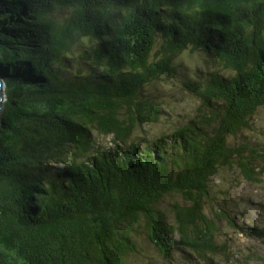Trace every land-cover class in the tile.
<instances>
[{"label":"trees","instance_id":"16d2710c","mask_svg":"<svg viewBox=\"0 0 264 264\" xmlns=\"http://www.w3.org/2000/svg\"><path fill=\"white\" fill-rule=\"evenodd\" d=\"M187 48L233 76L184 83L209 115L138 140L120 109H153L139 92L174 74ZM0 80V264H128L141 222L165 261L222 250L219 218L203 211L212 177L236 167L258 183L264 163L228 142L264 106V0H0ZM92 129L114 144L100 147ZM174 196L171 225L161 205ZM221 216L264 242V229Z\"/></svg>","mask_w":264,"mask_h":264},{"label":"rangeland","instance_id":"374dc122","mask_svg":"<svg viewBox=\"0 0 264 264\" xmlns=\"http://www.w3.org/2000/svg\"><path fill=\"white\" fill-rule=\"evenodd\" d=\"M55 13L56 18L66 15L61 10ZM160 42L155 44L150 60L153 62L159 56ZM172 65L176 69L170 76H159L144 86L137 97L138 103L146 106L142 113L136 107L124 106L119 111V118L128 120L136 117L137 121L131 129V135L141 141L156 139L191 120L198 121L208 114L201 100L184 87V83L192 84L205 79L208 72L217 71L223 76L232 77L231 71L225 70L212 55L190 48L176 53L172 57ZM140 109V106L137 105ZM157 112L154 121H143L149 115ZM209 115V114H208ZM207 115V117H208ZM250 129L243 130L235 138H229L230 144L248 142L250 147L259 149L264 154V106L249 120ZM92 136L100 147L114 144L111 134L104 135L92 129ZM264 158V155H263ZM258 183H251L242 179L236 167H219L212 177L211 207L204 206V213L209 218H219L216 221L218 231L215 234L216 246L222 250L213 255L199 258V261L190 259L187 254L175 250L170 260H163L155 247L149 242L142 222L133 228L131 233L136 251L126 257L128 264H264V242L238 234L226 222L228 214L235 222L245 225H255L264 229V163L261 165V176ZM180 201L179 197L166 198L161 208L165 211L167 223L173 224L171 207L174 202ZM216 215H219L218 217ZM177 239V237H174ZM261 255L263 257H258ZM258 258V259H257Z\"/></svg>","mask_w":264,"mask_h":264},{"label":"water","instance_id":"95a60500","mask_svg":"<svg viewBox=\"0 0 264 264\" xmlns=\"http://www.w3.org/2000/svg\"><path fill=\"white\" fill-rule=\"evenodd\" d=\"M4 82L2 80H0V114H1V110L3 108V102H4Z\"/></svg>","mask_w":264,"mask_h":264},{"label":"bare ground","instance_id":"6f19581e","mask_svg":"<svg viewBox=\"0 0 264 264\" xmlns=\"http://www.w3.org/2000/svg\"><path fill=\"white\" fill-rule=\"evenodd\" d=\"M4 84V83H3Z\"/></svg>","mask_w":264,"mask_h":264}]
</instances>
